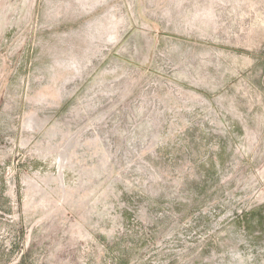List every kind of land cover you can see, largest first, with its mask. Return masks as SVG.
Segmentation results:
<instances>
[{"label": "rangeland", "instance_id": "374dc122", "mask_svg": "<svg viewBox=\"0 0 264 264\" xmlns=\"http://www.w3.org/2000/svg\"><path fill=\"white\" fill-rule=\"evenodd\" d=\"M0 264H264V0H0Z\"/></svg>", "mask_w": 264, "mask_h": 264}]
</instances>
